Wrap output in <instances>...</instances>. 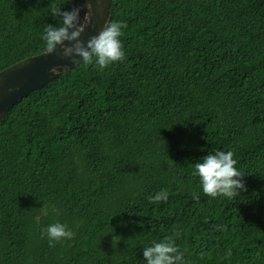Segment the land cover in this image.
Listing matches in <instances>:
<instances>
[{"label":"trees","instance_id":"trees-1","mask_svg":"<svg viewBox=\"0 0 264 264\" xmlns=\"http://www.w3.org/2000/svg\"><path fill=\"white\" fill-rule=\"evenodd\" d=\"M71 8L0 0V70ZM109 18L122 61L81 62L0 121V264H144L167 237L184 264H264V0H111ZM217 149L241 172L231 197L195 175ZM56 221L73 235L49 243Z\"/></svg>","mask_w":264,"mask_h":264},{"label":"clouds","instance_id":"clouds-1","mask_svg":"<svg viewBox=\"0 0 264 264\" xmlns=\"http://www.w3.org/2000/svg\"><path fill=\"white\" fill-rule=\"evenodd\" d=\"M78 11V9L62 10L59 26L48 25L44 29L41 39L44 41L45 50L51 53L57 51V45H61L58 55L67 57L73 64L94 63L101 69L112 62L122 61L125 57L121 41L124 22L106 20L104 26L95 35L82 43L76 39L83 30V24H76ZM64 41H73V43L64 45ZM49 70L55 72L56 68L53 66ZM236 163L231 150L217 149L204 155L194 165L200 190L211 197L233 196L244 187L243 181L239 178L241 172L235 167ZM193 195L195 196V193ZM167 196V191L161 190L150 199L161 201L167 199ZM46 211L42 210V214H46ZM42 231L46 232L49 243L73 235L72 230L60 221L47 225ZM142 254L146 258L144 264H184V253L171 237L159 242L154 241L142 249Z\"/></svg>","mask_w":264,"mask_h":264},{"label":"water","instance_id":"water-1","mask_svg":"<svg viewBox=\"0 0 264 264\" xmlns=\"http://www.w3.org/2000/svg\"><path fill=\"white\" fill-rule=\"evenodd\" d=\"M71 3V10H79L76 24H83V30L76 38L82 43L95 35L110 19L111 0H71ZM72 43L64 41V45ZM61 47L57 45V51L49 53L44 50L0 70V121L19 98L40 89L60 73L78 65L57 54ZM53 66L55 72L49 70Z\"/></svg>","mask_w":264,"mask_h":264}]
</instances>
